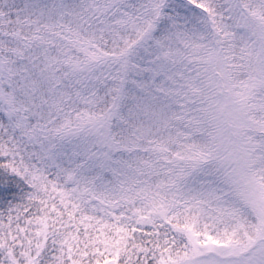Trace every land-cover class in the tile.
Returning a JSON list of instances; mask_svg holds the SVG:
<instances>
[{
    "label": "snow or ice",
    "instance_id": "6c2138e0",
    "mask_svg": "<svg viewBox=\"0 0 264 264\" xmlns=\"http://www.w3.org/2000/svg\"><path fill=\"white\" fill-rule=\"evenodd\" d=\"M0 264H264V0H0Z\"/></svg>",
    "mask_w": 264,
    "mask_h": 264
}]
</instances>
